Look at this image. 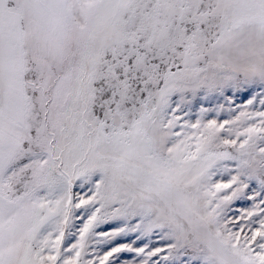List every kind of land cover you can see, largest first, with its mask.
<instances>
[{"label":"snow or ice","instance_id":"snow-or-ice-1","mask_svg":"<svg viewBox=\"0 0 264 264\" xmlns=\"http://www.w3.org/2000/svg\"><path fill=\"white\" fill-rule=\"evenodd\" d=\"M0 264H264V0H0Z\"/></svg>","mask_w":264,"mask_h":264}]
</instances>
